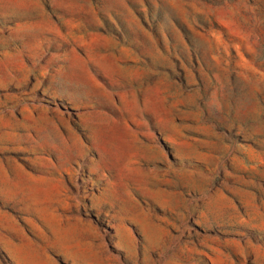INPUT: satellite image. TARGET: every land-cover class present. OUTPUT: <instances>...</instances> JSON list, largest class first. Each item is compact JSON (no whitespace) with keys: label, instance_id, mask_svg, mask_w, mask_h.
Returning a JSON list of instances; mask_svg holds the SVG:
<instances>
[{"label":"rangeland","instance_id":"obj_1","mask_svg":"<svg viewBox=\"0 0 264 264\" xmlns=\"http://www.w3.org/2000/svg\"><path fill=\"white\" fill-rule=\"evenodd\" d=\"M0 264H264V0H0Z\"/></svg>","mask_w":264,"mask_h":264}]
</instances>
